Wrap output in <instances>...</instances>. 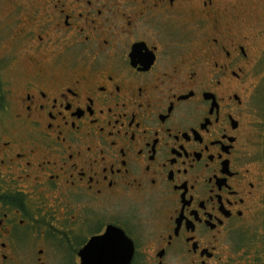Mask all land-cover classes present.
<instances>
[{
	"label": "flooded vegetation",
	"instance_id": "1",
	"mask_svg": "<svg viewBox=\"0 0 264 264\" xmlns=\"http://www.w3.org/2000/svg\"><path fill=\"white\" fill-rule=\"evenodd\" d=\"M13 10L0 264H264V51L230 3Z\"/></svg>",
	"mask_w": 264,
	"mask_h": 264
},
{
	"label": "rangeland",
	"instance_id": "2",
	"mask_svg": "<svg viewBox=\"0 0 264 264\" xmlns=\"http://www.w3.org/2000/svg\"><path fill=\"white\" fill-rule=\"evenodd\" d=\"M19 0H0V61L6 62V68L1 76L5 84L10 85L13 78L9 76L11 56L14 55V48L9 43L10 37L13 35V28L9 24L10 15L13 14V8ZM232 7V14L239 17L240 31L244 32L252 39L254 47L260 51H264V0H226ZM264 54V53H263ZM13 60V59H12ZM256 67L259 74L260 84L258 86L257 107L258 112L264 110V56L258 60ZM257 85V84H256ZM0 116V124L2 123Z\"/></svg>",
	"mask_w": 264,
	"mask_h": 264
}]
</instances>
